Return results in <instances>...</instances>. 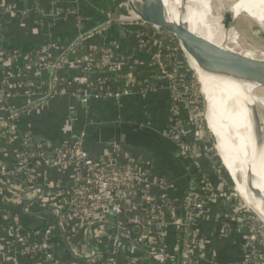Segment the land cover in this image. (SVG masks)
<instances>
[{
    "label": "built area",
    "instance_id": "1",
    "mask_svg": "<svg viewBox=\"0 0 264 264\" xmlns=\"http://www.w3.org/2000/svg\"><path fill=\"white\" fill-rule=\"evenodd\" d=\"M78 2L80 0H66L63 3L64 5H71L78 4ZM52 3L58 4V2L53 1ZM125 7L131 14L126 5ZM13 10L14 6L11 5L3 8L5 13ZM64 13L62 10L59 15L61 16ZM65 14L76 15L70 8ZM131 16L132 18L129 19L108 18V22L115 19L117 21L114 23L126 26L127 32H135L133 38L136 41V52L148 59V67L154 71L156 79L170 96L168 110L170 117L166 136L173 140L183 154L191 155V157L195 156L196 152L200 151L199 142L192 144L189 142L191 140L188 137L191 133L195 138L203 137L204 134L200 136L201 134L197 130L199 125L202 127V121H205L204 114L201 116L198 113V105L195 103L197 99L200 101L201 97L199 95V83L188 67L178 42L167 47L168 52L163 53L161 50L162 40L155 37L154 30L147 28L145 23L138 22L133 14ZM77 20L79 21V19ZM103 27H98L95 31ZM153 28L156 29V27ZM86 36L88 34L79 35L77 37L78 41L72 45L75 38L63 51L57 48L55 42H46L31 57L39 60L38 71L30 73L29 66L21 65L14 68L11 75L19 81L22 80L23 84L24 80L40 79V70H50L52 77L51 79L48 78L49 86L57 85L59 81L64 85L55 93L50 91L48 93L50 96L46 100L65 93L73 97H79L84 104L90 98L120 99L128 93L126 86L135 84V75L131 72H123L124 70L121 69L120 66L123 60L120 56L115 55L119 50L117 44L106 45L105 49L97 51L95 45L99 44L83 43ZM77 44L76 50L83 45H89L92 51L96 50L93 54L90 52L83 54L79 59H69L82 65L83 75L77 80H82L90 86L89 79L97 78L96 87L92 92L88 89L75 90L74 84L77 82L75 78L60 76V71L68 60L65 58L66 53ZM17 57H19L18 51H12L11 58L17 59ZM2 62L3 58L0 57V65H2ZM56 70L57 73L55 74ZM107 77L111 78L109 88L105 85ZM9 80L6 81L3 77L0 81L3 84L5 82L4 87L0 84V100L2 101L9 96L6 88ZM117 80L122 84V90L116 88ZM124 83L126 84L124 85ZM23 86L28 91L31 100L27 107L23 106L21 110H26L34 104L46 101L41 99L48 94L43 95L33 90L31 83H24ZM138 88L139 93L146 96L149 92L156 90L157 86L148 80L141 83ZM18 111H20V108L9 109L7 112L8 116L5 118L10 121L8 126L10 131L7 134L12 133L11 122L15 119ZM182 114H184L190 126L188 129L184 128ZM3 127L4 124L0 122V129ZM169 131L171 132L169 133ZM85 137L84 132H81L70 139L64 140L55 150L52 158L45 157V151L42 150L45 145L42 142L31 144L26 139H21L22 150L16 162L18 167L6 168L0 163V179L3 177L5 180L0 185L13 187L6 180H12L16 176L24 177L26 178L24 180L25 185L19 190L32 189L37 185L33 184L35 179L42 177V180H44L51 168L56 169L59 173L69 170L72 180L68 190L57 196V201L53 206L41 208L38 211H29L32 205H38L39 196L34 200L39 192L38 189L31 193H22L26 197L25 199L22 198V201L18 198L13 200V198L4 195V200L14 209L12 210L10 225L5 232L8 246L17 255L14 264H140L141 260L146 259V257L155 259L147 264H154L156 259L159 264L164 263V261H168L169 264H202L203 258L205 259V246L198 225L209 212V206L215 203L216 200L208 191L209 187L204 182L205 176L198 172L196 179L187 178V185L191 186L187 187L186 185L185 193H188L186 196L184 194L182 201H179L169 196L172 188L171 183L164 177L153 174L147 159L145 160L141 154L133 153L123 145L116 146L112 144L101 152H93L89 150L85 143ZM196 159L199 161L201 156H197ZM41 163L43 171L37 173V168ZM193 180L198 182L197 186L194 185ZM4 189L16 193L11 189ZM229 191L221 194V200H228L231 197V190L229 189ZM200 193L204 194V198L199 199ZM183 201L185 202L184 205ZM56 209L60 210L62 226L69 245L68 248L64 243L68 250V258L59 256L52 245L53 237L61 234L57 225ZM232 210L233 214L230 213L232 215L230 219H233L236 230L242 232L243 238L241 242L242 257L230 264H264L263 224L251 212H248L240 202L234 203ZM24 215H35L34 217L41 219L39 227L36 228L39 233L38 239L27 235L26 227L23 226L21 220ZM221 216L222 218L219 219L223 221L221 223L222 227H230L225 222L228 215L226 214V217L225 214ZM110 218L111 220H109ZM120 218L130 223V227H122ZM101 223L104 225L110 224L116 229L111 235V243L108 248L91 236L90 231L92 228ZM188 224H190V231L187 233L188 243L184 248H180L178 258L170 257L164 246L167 228L170 226L176 230ZM120 228L124 229L126 234L120 231ZM135 228H138L139 234H144L147 242H152L151 246L147 247L142 243L141 245L138 238L133 237L132 230ZM81 230L82 233H80ZM121 234L131 243L136 254L122 255L120 251ZM139 248L147 253H143ZM195 249L199 251L196 257H194ZM104 250L107 251V255L103 254ZM211 264L219 263L214 259Z\"/></svg>",
    "mask_w": 264,
    "mask_h": 264
},
{
    "label": "crops",
    "instance_id": "2",
    "mask_svg": "<svg viewBox=\"0 0 264 264\" xmlns=\"http://www.w3.org/2000/svg\"><path fill=\"white\" fill-rule=\"evenodd\" d=\"M8 5L14 6V10L7 13L3 12V8ZM60 6H64V3L60 2L55 5L52 0H0V57L3 58L2 65H0V81L4 76H11L12 70L21 65L29 66L30 73L38 71L39 60L31 57L46 42H55L57 48L63 51L79 35L88 34L83 43L105 46L117 44L119 46L117 54L123 60L120 66L121 69L124 70L123 72L134 73L136 82L133 85L126 86L128 93L118 101L111 98H90L84 104L79 97H73L65 93L56 95L39 104H34L26 110H21L23 106L27 107L31 98L23 86L22 80L19 81L14 77L10 78L6 86L9 96L4 101L0 100V117H7L9 109L20 108V111L11 122L12 133H3L0 136V163L6 168H12V164L17 162L22 150L21 139H26L31 144L42 142L46 148L45 157L52 158L55 150L64 140L84 132L86 136L85 143L89 150L101 152L108 148L109 144L94 143L90 140L97 127L114 123L139 124L148 126L152 130L151 140L145 143V146H123L133 153L141 154L145 160L147 159L153 174L164 177L169 183L177 177L180 182L171 184L172 187L177 188L182 182V185L186 186L187 178L196 179L198 172L200 173L196 163H192L184 157L175 144L166 136L169 127V93L156 79L154 71L148 67V59L136 52V41L133 36L126 37L127 27L112 23L106 24L102 29L95 31L99 25L108 22V18H132L125 7V0H83L78 4L68 5L71 11L82 16L79 21L75 20L72 15H66L65 13L60 16L59 12L62 11L59 8ZM14 50L19 53L17 59L11 58V52ZM50 73L51 71L47 69L40 70V79L48 80ZM82 75L81 63L69 59L60 71L61 77H72L76 80ZM148 80L156 84L157 89L149 92L146 96H142L139 93L138 86ZM261 115L264 123L262 110ZM199 146L201 149L202 144H199ZM199 163L205 173L212 172V170H209L212 165H208L207 160L205 165V158L201 157ZM42 169L41 163L36 172H41ZM227 175L229 176V174ZM25 179L16 176L12 180L6 181H9L14 188L19 190L25 185ZM44 180L40 177L35 179L33 183L43 184L44 189L39 195L38 205H32L30 212L53 206L57 201V196L64 194L72 183L69 170L59 173L52 168ZM3 181L5 180L2 177L0 183L2 184ZM231 182L234 185L232 180ZM5 190L7 191V189L0 188V264H14L17 255L8 246L5 233L10 225L11 214L14 209L4 200V195L13 198V200L18 198L21 201L22 198L25 199L26 197L17 192L9 190V192H6ZM185 190L180 187L176 190L171 188L169 196L182 201ZM235 192L237 193L236 190ZM237 195L240 197L238 193ZM236 202H238V198L229 197L228 200L222 199L218 203L219 206L214 203L211 204L208 208L209 212L199 223L198 228L205 246V259L203 258L202 264H211L214 259L219 264H230L241 259L242 232L236 230L233 219H230L232 216L230 213L233 214L232 205ZM246 205L258 215L264 226V219L250 205ZM211 209H213V212H211ZM52 214L54 215V212ZM223 214H225V217L226 214L228 215L225 222L230 227H222L221 223L223 221H220L219 218H222L221 215ZM34 216L24 215L21 220L23 226L26 227L27 235L38 239L39 233L36 228L39 227L41 219ZM115 230L110 224L104 225L101 223L95 225L90 232L95 240L108 248L111 243V235ZM132 232L133 237L138 238L140 244L142 243L147 247L151 246L152 242H147L144 234L138 233V228L133 229ZM80 233H82V230ZM124 237L121 234L120 251L122 255L136 254L131 243ZM177 239L174 227L169 226L164 246L172 258H178L180 252ZM52 245L59 256L68 258V250L61 234L53 237ZM154 260L153 257H146V259L141 260L140 264H147Z\"/></svg>",
    "mask_w": 264,
    "mask_h": 264
},
{
    "label": "bare ground",
    "instance_id": "3",
    "mask_svg": "<svg viewBox=\"0 0 264 264\" xmlns=\"http://www.w3.org/2000/svg\"><path fill=\"white\" fill-rule=\"evenodd\" d=\"M254 1L233 0V5L224 13L216 28L212 27L223 12L212 15L210 5L205 0H156V14L159 17L167 15L171 20L177 21L181 8L185 14L183 22L187 24L193 38L201 43L209 58L219 69L231 76L254 77L256 74L264 75V65L250 61L249 58H254L250 53L237 51L239 47L237 35L235 31L232 32L235 21L241 14L256 21L264 32V0H258L260 7L255 5ZM211 17L212 24L208 23ZM197 71L203 96L205 121L217 139L218 149L222 154V166L233 176L237 193L264 214V158L258 173L261 181L260 198L256 200L253 198L248 179L251 162L255 157L257 123L246 108V105L254 103L263 104L262 95L248 97L246 92L237 91L238 84L207 75L198 67ZM261 216L264 219L262 214Z\"/></svg>",
    "mask_w": 264,
    "mask_h": 264
},
{
    "label": "water",
    "instance_id": "4",
    "mask_svg": "<svg viewBox=\"0 0 264 264\" xmlns=\"http://www.w3.org/2000/svg\"><path fill=\"white\" fill-rule=\"evenodd\" d=\"M125 4L127 8L130 10L131 14L136 17L138 22H142L145 24H149L153 27L161 29L163 32L174 36L178 44L180 45L181 52L186 59L188 66L194 71L196 79L200 84L199 80V73L197 71V67L203 73L207 75H211L216 78L225 79L227 81L234 82L242 87L240 89L242 92H246L248 97H255L259 94H264V75H254V77L249 78H240L239 76H231L224 72L223 70L219 69L216 64L209 58L205 49L197 40H195L192 36V32L187 26L186 23L183 22L184 12L181 8H179V19L177 21L171 20L167 15L163 17H159L156 14V0H125ZM254 4L260 7V3L258 0L254 1ZM263 6V5H262ZM264 7V6H263ZM261 9H263L261 7ZM117 20H111L109 22H105L101 24L99 27H103L106 24H110L111 22H116ZM78 41L76 38L72 45ZM71 45V46H72ZM250 61L253 63H259L264 65V60L262 59H255L249 58ZM195 65H194V63ZM197 65V67H196ZM52 74L50 75L49 79H51ZM50 94L43 97L41 100L48 99ZM39 100V101H41ZM36 103V102H35ZM246 108L251 112L256 120V138H255V157L254 160L251 162V166L248 173V179L251 184V193L253 198L256 200L260 198L261 192V181L258 177V173L261 167V163L264 158V139H263V130H264V123L263 118L261 115V110L255 104L246 105ZM205 119V115H204ZM0 122L4 124V127L0 129V135L8 128L10 125V121L8 118H1ZM206 123V121H205ZM208 136L209 139L218 154L219 158L222 159V154L219 152L217 139L215 138L214 134L209 130L207 126ZM152 130L148 126L134 124V125H125V124H108V125H101L96 128L94 133L92 134L91 141L94 143H102V144H109V145H136V146H145V143L151 140L152 138ZM204 139L207 138V135L203 136ZM156 141V139H155ZM154 141V142H155ZM157 142V141H156ZM231 180L234 183L233 176L229 173ZM8 188L13 191H16L19 194L24 192L31 193L32 191L38 189L39 192L36 195V198L42 193L44 186L42 184L35 185L32 189L24 191V190H16L15 188L9 185H0V188ZM188 192L185 193V196ZM247 199V198H246ZM185 202L183 201V205ZM251 206L257 210V212L264 216L263 212H260V209L257 208L253 203ZM57 211V225L59 230L62 234L64 243L68 245V241L66 239L64 229L62 226L61 218H60V210L56 209ZM264 211V210H263ZM120 231L126 234L124 229L120 228ZM128 235V234H127ZM69 248V247H68ZM143 253H147L142 248H139ZM72 254V253H71Z\"/></svg>",
    "mask_w": 264,
    "mask_h": 264
},
{
    "label": "rangeland",
    "instance_id": "5",
    "mask_svg": "<svg viewBox=\"0 0 264 264\" xmlns=\"http://www.w3.org/2000/svg\"><path fill=\"white\" fill-rule=\"evenodd\" d=\"M80 1H83V0H80ZM233 0H205V2H207L208 5H210V11L212 13V15L216 14L217 12H223L220 19L218 20V22L212 27V28H216L218 27V25L220 24V20L223 18L224 16V13L233 5L232 3ZM232 3V4H231ZM126 5V4H125ZM77 15V14H76ZM76 15L73 16V18L75 20H77L76 18ZM135 18V16H134ZM246 18V19H245ZM79 20L81 19L78 18ZM213 22V18L211 17L209 20H208V23H211L212 24ZM236 33V39H237V43L239 45V47L237 48V51L239 52H243V53H250L255 59H262L264 58V32L262 30V28L258 25V23L252 19H249L247 16L241 14L237 17L236 21H235V25H234V28L232 30V32ZM232 46V44H231ZM189 67V66H188ZM190 68V67H189ZM195 80L196 79V76H195V73L194 71L190 68ZM133 75H135L133 73ZM136 77V76H135ZM251 77V75H246L245 77L243 78H249ZM237 85V84H236ZM200 87V92H199V95L201 96L200 97V103L198 105V113L201 114V116H203V112H204V104H203V96L201 94V85L198 84V88ZM240 89H242L241 86L237 85V91L238 92H242ZM244 93V92H243ZM259 95H262V101H263V104H256L254 103L259 110H262V112L264 113V94H259ZM257 95V96H259ZM118 101V100H117ZM203 104V105H202ZM182 118H183V125H184V128L188 129L190 128L188 122H187V119L184 117V114H182ZM199 125V124H198ZM197 125V126H198ZM205 125V128L202 126L199 125L198 127V130L197 132L199 134H201L200 136H203L204 135H207V138H203V137H200V138H195L193 136V134H189L190 137V140L189 142H191L192 144L194 143H198V144H202V147L200 149V151L196 152V155L197 156H201L203 158H205V165L207 164L206 163V160L208 162V165H211L210 164V161L213 162L212 164V168L209 167V170H212V172H207L205 173L204 170H203V167L200 165L199 161L196 159V155L195 156H192L191 155H186V154H183L180 149L177 147V145L173 142L172 139L168 138L169 140H171L175 146L178 148V150L181 152V154L184 155V157H186L188 160H190L192 163L195 162L196 165H197V169L200 171V174H202V176L204 175L206 180H207V185L209 187V193L212 194L214 197H215V205H218V203L221 201V194L223 192H230L229 189L231 190V197H236L238 198V202H240L242 205L245 206L246 210L248 212H251L254 217L259 220V222H261L260 218L258 217V215L256 213H254V211L249 208L246 204L250 205L251 206V203L247 202L246 200H244L241 196V198L244 200H242L238 195L237 193L235 192L236 188L235 186L232 184L229 176L227 175L228 173H226L224 171V168L223 166L221 165V159L219 158L218 154L216 153L210 139H209V136H208V130H207V127H206V123L204 124ZM248 127V126H247ZM192 129V128H191ZM248 129H251L250 127H248ZM256 131V130H255ZM171 131H169L170 133ZM197 149V148H196ZM263 154H264V151H263ZM205 167V166H204ZM197 170V171H198ZM200 176L202 179L203 177ZM179 180L176 178H174V180L170 183L171 184H177ZM180 182V181H179ZM183 183V182H182ZM181 184H179L178 187L180 188H184V190L187 188V187H190L189 185L186 187V186H183ZM177 187V188H178ZM192 187H195V186H192ZM174 190H176L177 188L175 187H172ZM235 188V189H234ZM202 190V189H201ZM173 191V190H172ZM227 194H230V193H227ZM245 202V203H244ZM219 206V205H218ZM252 207V206H251ZM253 208V207H252ZM254 209V208H253ZM256 211V210H255ZM211 212H213V209H211ZM258 213V212H257ZM259 214V213H258ZM260 215V214H259ZM261 216V215H260ZM262 217V216H261ZM263 218V217H262ZM135 252V251H134ZM166 253L169 255V253L166 251ZM154 264H159V261H155ZM162 264H169L168 261H164V263Z\"/></svg>",
    "mask_w": 264,
    "mask_h": 264
},
{
    "label": "trees",
    "instance_id": "6",
    "mask_svg": "<svg viewBox=\"0 0 264 264\" xmlns=\"http://www.w3.org/2000/svg\"><path fill=\"white\" fill-rule=\"evenodd\" d=\"M52 1L53 2H56V3L57 2L60 3L61 1L66 2V0H52ZM60 8L65 13H67L69 11L68 5L60 6ZM80 17L82 18L81 15H79V14L76 15V18L77 19L80 18ZM145 26L147 28L153 29L154 30V34H155V37L156 38H159L160 40H162L163 46H162L161 50H162L163 53H167L168 52V48L167 47L172 46V45H174L177 42L176 39L174 38V36L169 35V34L163 32L161 29H159V28H156L155 29V28H153L149 24H145ZM134 34H135V32H133V31H129V32H126L125 33V35H126L127 38L134 36ZM77 46H78V44L75 45L71 50H69L66 53V55H65V58L66 59H74V58L79 59L80 57H82L83 54H87L88 52H90L91 54H93L96 50L97 51L98 50H102V49H105V47H106V46H101V45H95L96 46V50L95 51H92L89 48L90 47L89 45H87V46L86 45H83L81 47H78V49L76 50ZM115 55L118 56L117 53H115ZM18 67H20V66H18ZM56 73H57V70L55 71V74ZM4 77H5V80L7 81V80H9L10 78H12L14 76L11 75V76H4ZM89 81H90V84H89L90 86H88L82 80H77V82L74 84V89L75 90H79V91H83L84 89H88L90 92H92L95 89V87H96L97 78H90ZM24 83H31L33 85V88L32 89L35 90V91H37V92H39V93H41V94H43V95L48 94L50 91H52L53 93H55V92L59 91V88L61 86L64 85V83H62V82L59 81V83L57 85H52V87H51V86H49V81L48 80H46V79L41 80V79H37V78L30 79V80H24L23 81V84ZM110 83H111V78L110 77H107L105 79V85L108 88L110 86ZM0 84L3 87L5 86V82H4V84L2 82H0ZM116 88L118 90H122L123 89V86H122V84L120 83L119 80H117ZM195 103H196V105H199L200 101L197 99ZM169 117H170V113H169ZM201 124L205 128V125H204L205 124V121L204 120L202 121ZM9 131H10V127H8L6 129L5 134L9 133ZM42 150L43 151H46V148L43 146ZM210 164L212 165L213 163L210 162ZM15 167H18V164H16V163L15 164H12V168H15ZM193 182H194V185L195 186L198 185V182L197 181H194L193 180ZM204 182L207 184L206 178H205ZM202 198H204V194L203 193L202 194L200 193L199 194V199H202ZM120 223H121V226L122 227H130V225H131L130 223H127L126 221H124L123 218H120ZM189 229H190V224L184 226L183 228H180V229H176L175 230L176 235H177V238H178L177 239L178 240V244L180 245V248H184L185 245L188 243L187 233L190 231ZM103 254L104 255H107V251L104 250L103 251ZM198 254H199V251L197 249H195V251H194V257L198 256ZM102 260H104V259H102Z\"/></svg>",
    "mask_w": 264,
    "mask_h": 264
}]
</instances>
